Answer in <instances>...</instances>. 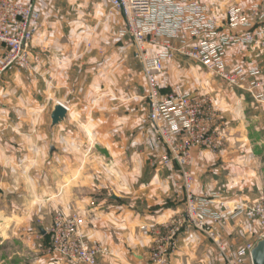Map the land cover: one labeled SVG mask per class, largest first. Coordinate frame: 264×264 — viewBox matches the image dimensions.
<instances>
[{
	"label": "crops",
	"instance_id": "1",
	"mask_svg": "<svg viewBox=\"0 0 264 264\" xmlns=\"http://www.w3.org/2000/svg\"><path fill=\"white\" fill-rule=\"evenodd\" d=\"M34 2L41 25L32 45V69L25 71L28 81L13 83L20 70L7 73L0 83V264H78L50 263L46 230L58 210L80 214L85 237L112 249L113 255L100 258L99 264H153L150 252L156 236L144 227H159L168 234L163 225L183 212L182 176L176 164L165 168L160 163L166 150L158 135L149 132L152 126L146 125L145 135L133 139L132 57L117 45L128 39L119 34L123 15L109 0ZM204 2L223 33L232 32L225 27L229 8H264V0ZM184 58L165 63L158 77L161 91L210 97L224 136L222 151L193 152L189 169L194 192L220 194L227 206L252 202L264 188V100L256 101ZM226 59L229 67L259 68L264 80V45H233ZM262 92L264 88L258 90ZM58 102L68 108L67 120L52 127L51 113ZM83 127L85 133L78 131ZM142 135L146 143L156 139L155 152L133 146ZM82 139L103 140L102 150L109 157L97 168L103 174L93 184L96 195H85L78 178ZM71 172L75 176L68 179ZM221 211L227 223L212 226L230 244L243 245L261 232L258 224L244 218L229 219L228 208ZM167 259V264H215L218 255L205 234L183 228Z\"/></svg>",
	"mask_w": 264,
	"mask_h": 264
},
{
	"label": "built area",
	"instance_id": "2",
	"mask_svg": "<svg viewBox=\"0 0 264 264\" xmlns=\"http://www.w3.org/2000/svg\"><path fill=\"white\" fill-rule=\"evenodd\" d=\"M112 9L121 12L124 25L119 34L135 46L147 81L149 113L146 122L154 127L168 153L162 157L167 167L178 166L182 176L183 212L171 224L144 227L156 239L150 256L153 264H167L174 237L183 228L205 234L215 247V264H254L252 251L264 238V188L252 202H235L227 206L220 194L197 195L195 177L189 165L195 150L222 151L224 136L220 115L210 97L199 92L163 93L158 77L165 63L177 56L194 60L199 66L226 83L250 93L256 101L264 100V80L257 67L242 64L229 67L227 50L236 44L264 45V8L252 4L247 9L229 8L223 33L217 17L210 16L204 0H109ZM41 12L34 0H0V81L9 72L31 70L32 45L40 27ZM245 29L237 33L233 30ZM218 208H214V204ZM223 208L229 219L244 218L256 223L261 232L256 239L240 246L219 236L212 222L226 224ZM83 219L78 213H55L46 232L49 235L47 253L50 263L61 260L78 264H99L102 257L113 255L111 248L90 241L82 231Z\"/></svg>",
	"mask_w": 264,
	"mask_h": 264
},
{
	"label": "rangeland",
	"instance_id": "3",
	"mask_svg": "<svg viewBox=\"0 0 264 264\" xmlns=\"http://www.w3.org/2000/svg\"><path fill=\"white\" fill-rule=\"evenodd\" d=\"M118 46L123 47V50L129 51L131 54V61H132V75H131V84L133 87V94H132V116H133V123H132V133H133V139L134 136H137L138 133H144V129L146 127V125H150L152 126L151 123L146 122L148 113H149V102H148V98H147V94H148V87H147V81H146V77L143 71V67L140 63V61L135 57V46L132 43L131 40L129 39H121L119 40V42L117 43ZM184 60L189 61L187 59L184 58ZM193 64H197L194 60L190 61ZM20 71V70H19ZM22 73L19 75L20 77L18 78V80H15L13 82V80L15 79H9L11 82L17 84V82H21V83H27L28 78H27V74H26V70H21ZM165 71V69H164ZM163 71V72H164ZM8 74H11V72H9ZM163 74V73H161ZM160 74V75H161ZM5 76V75H4ZM42 78L38 76V79ZM219 79V78H218ZM2 81V80H1ZM0 81V83H1ZM120 81V80H119ZM121 81V85H122ZM135 120V122H134ZM89 127V126H88ZM153 127V126H152ZM151 127V128H152ZM77 128V127H76ZM80 128V127H78ZM85 128L87 127H83V129H78V131H81L82 133H85ZM149 129V132L155 136L154 134H157L154 127L152 129ZM153 132H151V131ZM144 135H142L143 137H141L140 139H138L139 141L133 143V146L135 147H142L143 149H145V147H147L150 152H155L156 147H157V141L154 137H151L147 143L144 139ZM159 138V137H158ZM162 146L165 148L166 152L165 154H163L160 157V163L162 164L163 167L165 168H171L167 167L163 164L162 161V157L164 155H166L168 153L167 147L164 145V143L162 142V140L160 139ZM68 144L69 147H73V141L72 140H68ZM100 142H104L103 140L99 141L98 139H82L81 143L78 144V146H82L83 147V155L80 157L81 159H78V161L80 160L82 162L83 165V170L80 172V174L78 175V178L83 180V186H84V194L85 195H96L98 193V190L95 189V187H93L94 183L97 182L103 173H101L100 171H97V168L99 165L101 164H106L108 162V155L106 154V151L102 150V143L100 144ZM81 147V149H82ZM94 151H97L94 153ZM97 153V154H96ZM75 176V172H71L68 175V179H71ZM49 244V242H48ZM47 244V246H48Z\"/></svg>",
	"mask_w": 264,
	"mask_h": 264
},
{
	"label": "water",
	"instance_id": "4",
	"mask_svg": "<svg viewBox=\"0 0 264 264\" xmlns=\"http://www.w3.org/2000/svg\"><path fill=\"white\" fill-rule=\"evenodd\" d=\"M67 114L68 108L60 102L56 103L51 113L52 127L66 122ZM252 261L254 264H264V238L259 240L253 249Z\"/></svg>",
	"mask_w": 264,
	"mask_h": 264
}]
</instances>
